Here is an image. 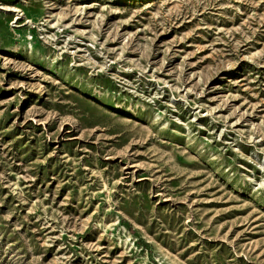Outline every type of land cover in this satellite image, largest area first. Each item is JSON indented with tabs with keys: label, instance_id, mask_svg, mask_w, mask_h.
Instances as JSON below:
<instances>
[{
	"label": "rangeland",
	"instance_id": "374dc122",
	"mask_svg": "<svg viewBox=\"0 0 264 264\" xmlns=\"http://www.w3.org/2000/svg\"><path fill=\"white\" fill-rule=\"evenodd\" d=\"M0 264H264V0H0Z\"/></svg>",
	"mask_w": 264,
	"mask_h": 264
}]
</instances>
